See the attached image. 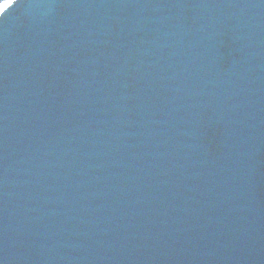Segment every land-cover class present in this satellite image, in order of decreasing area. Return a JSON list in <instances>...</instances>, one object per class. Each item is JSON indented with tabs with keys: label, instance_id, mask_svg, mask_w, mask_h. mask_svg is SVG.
I'll return each mask as SVG.
<instances>
[{
	"label": "water",
	"instance_id": "water-1",
	"mask_svg": "<svg viewBox=\"0 0 264 264\" xmlns=\"http://www.w3.org/2000/svg\"><path fill=\"white\" fill-rule=\"evenodd\" d=\"M0 264H264V0L0 14Z\"/></svg>",
	"mask_w": 264,
	"mask_h": 264
},
{
	"label": "snow or ice",
	"instance_id": "snow-or-ice-1",
	"mask_svg": "<svg viewBox=\"0 0 264 264\" xmlns=\"http://www.w3.org/2000/svg\"><path fill=\"white\" fill-rule=\"evenodd\" d=\"M20 3V0H5V2L0 3V14L5 13V10L9 9L11 6H15Z\"/></svg>",
	"mask_w": 264,
	"mask_h": 264
}]
</instances>
